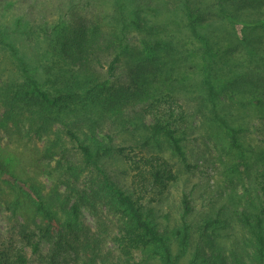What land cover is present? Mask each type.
Listing matches in <instances>:
<instances>
[{
  "label": "trees",
  "instance_id": "16d2710c",
  "mask_svg": "<svg viewBox=\"0 0 264 264\" xmlns=\"http://www.w3.org/2000/svg\"><path fill=\"white\" fill-rule=\"evenodd\" d=\"M99 4L90 23L62 24L44 39L39 67L5 46L0 129L8 143L0 147V204L13 213L31 209L32 227L22 230L21 244L36 254L39 241L53 240L46 264L67 263L72 253L64 237L78 231L80 205L91 200L118 216L114 264H128L134 254L158 264H247L245 258L264 264V143L250 158L253 192H232L224 199L229 206L214 215L199 217L184 191L175 223H169L173 206L156 204L179 180L166 153L195 168L185 156L188 126L196 120L206 131L216 128L238 147L242 128L229 118L236 109L225 101L243 98L237 118L244 108L264 107V0ZM219 31L229 38L217 46ZM35 139L43 141L44 165L30 158L34 170L27 175L12 163ZM113 157L124 160L128 187L110 170ZM53 160L67 198L58 185L45 197L34 181ZM73 193L77 200L66 209ZM212 233L224 240L217 243ZM14 253L0 264L28 263L20 249Z\"/></svg>",
  "mask_w": 264,
  "mask_h": 264
},
{
  "label": "rangeland",
  "instance_id": "374dc122",
  "mask_svg": "<svg viewBox=\"0 0 264 264\" xmlns=\"http://www.w3.org/2000/svg\"><path fill=\"white\" fill-rule=\"evenodd\" d=\"M100 6L99 0H0V69L6 68L9 62L5 47L7 44L13 47L30 66L39 67L44 61L40 56L44 39L50 38L57 26L62 24L90 23L99 15ZM220 31L215 32L214 36L217 46L222 37L223 41L229 38ZM262 99L264 100V94ZM241 100L243 98L236 96L229 102L226 100L225 106L228 109L240 111ZM236 111L230 112L229 118L242 128L238 134V147L231 146L224 133L217 131L216 128L206 131L200 128L195 120L193 125L186 128L184 138L187 162L195 168L191 170L184 168L177 158L166 153V157L174 164L178 172L179 180L168 188V193H163L165 194V196L162 195L163 203L159 200L156 204L161 208L173 206L169 223L179 220L180 213L176 207L180 205L183 191L189 193L196 214L201 218L206 214L214 215L221 206L228 207L229 203L224 199L232 192L239 193L243 188L253 192L249 164L253 162L250 158L255 156L256 148L263 147L264 107L253 109V111L251 106L244 108L243 118H237ZM103 134L99 131V137H104ZM123 139L122 135L114 138L115 143ZM65 141L67 142L66 139ZM7 143V137L0 129V147L6 146ZM11 146L14 147L13 144ZM28 146L23 149L22 157L19 154L13 159L12 165H17V170L22 166L23 171L31 175L34 170V162H32L34 159L38 158V163L43 164L38 156L39 150L43 148V141L35 139V142ZM71 146L67 142V147L71 148ZM30 158L34 159L31 161ZM25 161L31 163V166L27 167ZM123 162L124 160L120 157H113L108 161L111 163L110 170L114 172L120 185L125 188L129 185V179ZM46 166L44 172L34 174V181L40 191L45 197L50 198L58 185L61 197L67 198L65 184L55 171V161H50ZM72 197L75 199L77 196L73 193ZM76 200L67 201L65 208L67 209ZM79 212L78 219L75 221L78 231L72 234L73 236L68 232L67 237L62 236L68 243L66 247L72 253L67 263L63 264H103L104 261L108 264L116 263L114 234L120 227L118 216L101 202L93 206L91 200L89 202L85 200L80 205ZM32 217L30 208L13 213L6 204H0V258L4 256L8 257V261L13 260L14 252L20 249L28 259L27 264H46L53 240L39 241L40 249L36 254H32L29 246L21 244V232L29 230L27 225L32 227ZM212 235L217 243L224 240L215 238L213 233ZM98 250L99 254H96ZM133 257L128 264H158L156 259L146 254H134ZM244 261L250 264L248 258Z\"/></svg>",
  "mask_w": 264,
  "mask_h": 264
}]
</instances>
